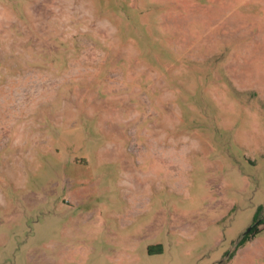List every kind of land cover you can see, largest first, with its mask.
Wrapping results in <instances>:
<instances>
[{
  "label": "rangeland",
  "instance_id": "1",
  "mask_svg": "<svg viewBox=\"0 0 264 264\" xmlns=\"http://www.w3.org/2000/svg\"><path fill=\"white\" fill-rule=\"evenodd\" d=\"M215 262L264 264V0H0V264Z\"/></svg>",
  "mask_w": 264,
  "mask_h": 264
},
{
  "label": "trees",
  "instance_id": "2",
  "mask_svg": "<svg viewBox=\"0 0 264 264\" xmlns=\"http://www.w3.org/2000/svg\"><path fill=\"white\" fill-rule=\"evenodd\" d=\"M253 233V230H251L250 232H248L240 241V245H244L247 240L250 238V235Z\"/></svg>",
  "mask_w": 264,
  "mask_h": 264
},
{
  "label": "crops",
  "instance_id": "3",
  "mask_svg": "<svg viewBox=\"0 0 264 264\" xmlns=\"http://www.w3.org/2000/svg\"><path fill=\"white\" fill-rule=\"evenodd\" d=\"M214 264H218L217 262H215Z\"/></svg>",
  "mask_w": 264,
  "mask_h": 264
}]
</instances>
